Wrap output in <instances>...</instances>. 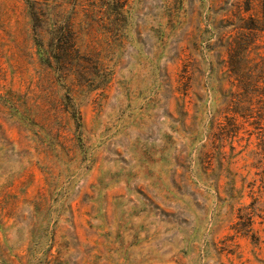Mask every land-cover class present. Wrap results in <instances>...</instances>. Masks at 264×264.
<instances>
[{"label": "rangeland", "instance_id": "1", "mask_svg": "<svg viewBox=\"0 0 264 264\" xmlns=\"http://www.w3.org/2000/svg\"><path fill=\"white\" fill-rule=\"evenodd\" d=\"M235 1L0 0V264H264Z\"/></svg>", "mask_w": 264, "mask_h": 264}, {"label": "trees", "instance_id": "2", "mask_svg": "<svg viewBox=\"0 0 264 264\" xmlns=\"http://www.w3.org/2000/svg\"><path fill=\"white\" fill-rule=\"evenodd\" d=\"M30 10L34 7L30 6ZM225 11V29L215 46L226 54V78L231 84L234 79L245 93L257 96L258 103H264V54L259 51L263 46L258 43L264 30V0H236ZM261 108L258 106V115L251 124H259L263 120ZM253 111L250 104L246 105L240 116L253 118ZM259 136L256 148L249 151L247 157L252 159L250 166L255 168L253 181L264 183V139L263 134Z\"/></svg>", "mask_w": 264, "mask_h": 264}]
</instances>
